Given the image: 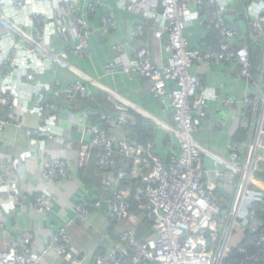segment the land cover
I'll list each match as a JSON object with an SVG mask.
<instances>
[{"label":"built area","instance_id":"2783aa9c","mask_svg":"<svg viewBox=\"0 0 264 264\" xmlns=\"http://www.w3.org/2000/svg\"><path fill=\"white\" fill-rule=\"evenodd\" d=\"M239 4L243 10L237 14ZM116 11L138 16L128 41L136 42L152 31L156 39L166 41L165 64H156L144 45L113 42L111 35L120 31ZM192 14L206 34L221 35L218 50L203 52L201 44L189 46L185 30ZM233 14L237 17L232 18ZM245 25L249 40L264 39V0H0V144L12 125L24 129L29 139L72 149L55 124L60 112L56 100L91 101L97 94L93 89L113 93L109 99L118 112L104 113V124L90 127L85 116L73 115L74 123L91 136L89 143L80 142V161L98 150L97 167L108 199L78 201L75 216L39 250L33 248L30 231L5 238L0 264H42L53 253L67 264H83L85 256L74 247L71 230L78 223L86 224L95 208L107 211L118 236L111 248L95 252L93 264H264V223L256 211V203L264 199V180L259 177L264 174V43L263 64L255 78L251 47L240 44ZM97 33L112 40L107 47L106 74H136L146 79L150 93L172 109L173 125L127 103L76 67L77 62L91 59ZM194 61L237 64L240 77L255 85L254 93H247L242 101L248 140L241 144L231 137L228 158L215 154L197 135L204 129L212 137L221 128L215 119L207 122L210 103L230 110L235 102L223 99L219 91L191 75ZM62 71L76 72L78 77L66 83ZM132 109L176 138L166 161L152 143L140 146L127 135L134 123ZM20 112L36 115L38 127L25 129ZM115 155L122 158L124 169L117 168ZM205 156L219 168L206 169ZM43 167V179L49 183L74 178L64 157L47 160ZM0 189L14 204L20 201L10 190L8 172L0 175ZM220 189L229 196L224 206L217 198ZM133 200L139 214L152 223L143 240L138 238L139 214L132 211ZM35 209L40 215L50 213L48 197H37ZM5 229L6 218L0 210V234Z\"/></svg>","mask_w":264,"mask_h":264},{"label":"crops","instance_id":"0c3cea01","mask_svg":"<svg viewBox=\"0 0 264 264\" xmlns=\"http://www.w3.org/2000/svg\"><path fill=\"white\" fill-rule=\"evenodd\" d=\"M115 13L117 20H119L120 31L111 35V37L113 36V42L131 43L132 47L144 45L156 64H165L169 56L165 50L166 41L156 39L153 36V31L136 42L128 41L126 37H128V32L134 26L138 16L121 11H116ZM152 30L155 29L153 28ZM243 32L244 38L240 41L241 45L251 47L250 42L254 41L260 44L262 41L260 47L263 46L264 39L262 37L250 38L249 40L250 31L247 25L244 26ZM217 34L220 35L219 33ZM208 36L205 30L195 23V17L192 14L189 17V21H186L185 30V37L189 46L195 48L198 44L202 45V42ZM110 39L108 40L105 36L97 33L92 40L91 59L77 62L76 67L86 73L88 77L97 80L99 85H105L115 94L122 96L127 103L139 106L144 111H147L148 114L173 125L172 109L159 103L150 93L146 79L136 74L129 76L117 75L115 77H110L106 74L105 67L108 62L107 47L112 41ZM189 72L191 75L200 77L205 86L219 91L223 99H230L235 102V106L230 110H227L221 104L210 103L207 122L210 123L215 119L221 128L213 132L212 137L208 136L204 129H202L201 134L197 135L198 141L215 154L228 158L227 142L231 137L235 140L243 132L246 135V141L248 140L249 132L243 127L247 114L243 108L242 101L247 93H254L256 90L255 85L243 80L240 77L239 66L237 64L232 65L229 62L217 65L205 61H194ZM61 74L66 83H69L70 79H77L78 77L76 72L71 74L70 72L65 73V71H62ZM93 91L99 92L101 90L93 89ZM102 92L107 93L105 91ZM110 94L112 95L113 93L110 92ZM110 94L107 93L109 96ZM56 101H62L63 106L59 105L60 112L56 116L55 124L59 129H62L65 140L68 143H72V149L58 142L29 139L24 129L20 130L12 125L6 130L4 142L0 144V175L8 172L10 190L20 198V201L14 204L3 196L4 189H0V210L6 218L5 232L0 234L1 250L4 248L5 238H14L16 235L21 234L22 231H30L33 234V248L39 250L46 245L53 233L64 226L67 220L75 216L74 209L78 201L84 198L92 202L96 200L106 201L108 199V193L102 190L103 176L97 167L99 152L94 150L90 154L88 161L81 163L79 158L80 142L89 143L91 136L83 132L82 128L73 121V115H83L87 126H95L94 122L96 120L94 118L102 116L103 113H97L90 109L84 110L79 104L70 107L68 106V101L63 98ZM111 104L117 112L115 105L112 102ZM134 111L144 116L137 110ZM18 117L24 123L25 129L36 128L39 125L38 117L29 112H20ZM151 124L155 137L153 143L155 152L163 161H166L170 149L176 145L177 140L159 126L154 125L153 122ZM126 133L128 136L130 135V131ZM133 141L135 140L133 139ZM246 141L240 142L237 140L241 144ZM59 157H64L69 161L74 178L72 180H59L49 183L42 176L44 163L47 160ZM115 159L117 168L124 169V163L120 155H115ZM204 162L206 169L210 171L219 168L215 160L208 156L204 157ZM41 195L48 197L52 208L50 213L40 215L36 212V199ZM74 228L75 230L72 233L74 247L83 255L82 257L85 256L83 264H93L92 259L95 252L101 248H111L112 241L117 239V237L113 238L110 234V222L105 209H93L88 222L86 224L78 223ZM106 237H110V241H104L103 239ZM42 264L67 263L53 253L46 257Z\"/></svg>","mask_w":264,"mask_h":264},{"label":"trees","instance_id":"16d2710c","mask_svg":"<svg viewBox=\"0 0 264 264\" xmlns=\"http://www.w3.org/2000/svg\"><path fill=\"white\" fill-rule=\"evenodd\" d=\"M240 0H238L239 2ZM239 4L235 8V13H241L243 8ZM237 17L235 14L232 15V18ZM234 20V19H233ZM238 21H240V18H238ZM221 36L218 35L217 33H212L210 34L205 40L202 42L201 48L203 52H207L210 50H218L220 48V42H221ZM251 46V52H252V62H253V74L255 77H258V69L262 66L263 64V50L262 47H260V44L258 42H250ZM57 105L63 106L62 101L58 102L56 101ZM68 106L73 107L76 104L81 105V107L86 110L90 109L91 111L97 112V113H111V114H116V109L114 106L111 104V101L109 100V95L107 93H103L102 91L97 92V94L94 96L93 100L87 101L83 99H78L74 102H68ZM59 106V108H60ZM131 115L134 118V123L132 126L129 128L130 135L129 138L131 139L132 142H136L135 144L140 145V146H146L149 143H154V131H152V122L145 116H142L135 112L134 110L129 111ZM102 114V115H103ZM96 122H94L95 125H100L102 126L104 123L101 121V116H96L94 118ZM132 134V135H131ZM133 139L135 141H133ZM236 141H246V135L245 133L241 132L235 139ZM169 142V140H167ZM167 142V143H168ZM171 144V143H169ZM261 179L264 180V174L259 176ZM217 198L218 201L221 205H225L227 203L229 196L223 192V190H219L217 192ZM132 211L135 214H139L138 211V205L137 203L133 200L132 201ZM256 211H257V216L259 219L264 223V199L261 202L256 203ZM139 217V223L137 225V234L139 240L145 239V237L150 233L152 230V223L148 220V217H146L144 214L140 213L138 215ZM75 230L72 229L71 233ZM110 234L112 235L113 238H116L118 234H115L116 231V225L110 224L109 228Z\"/></svg>","mask_w":264,"mask_h":264},{"label":"rangeland","instance_id":"374dc122","mask_svg":"<svg viewBox=\"0 0 264 264\" xmlns=\"http://www.w3.org/2000/svg\"><path fill=\"white\" fill-rule=\"evenodd\" d=\"M260 39H261V38H260ZM260 44L262 45V41H261ZM87 161H88V160H87ZM263 169H264V166H262V170H263ZM239 234H240V232H237L236 235H235V238H237Z\"/></svg>","mask_w":264,"mask_h":264},{"label":"water","instance_id":"95a60500","mask_svg":"<svg viewBox=\"0 0 264 264\" xmlns=\"http://www.w3.org/2000/svg\"><path fill=\"white\" fill-rule=\"evenodd\" d=\"M82 257V256H81ZM81 257L79 259H81Z\"/></svg>","mask_w":264,"mask_h":264}]
</instances>
